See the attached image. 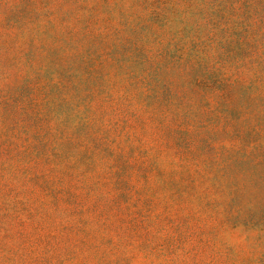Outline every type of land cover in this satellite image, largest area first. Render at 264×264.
Returning <instances> with one entry per match:
<instances>
[{
	"label": "rangeland",
	"instance_id": "rangeland-1",
	"mask_svg": "<svg viewBox=\"0 0 264 264\" xmlns=\"http://www.w3.org/2000/svg\"><path fill=\"white\" fill-rule=\"evenodd\" d=\"M0 264H264V0H0Z\"/></svg>",
	"mask_w": 264,
	"mask_h": 264
}]
</instances>
